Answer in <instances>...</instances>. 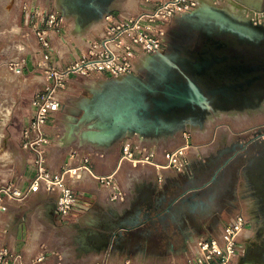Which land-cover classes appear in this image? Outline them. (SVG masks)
<instances>
[{
    "label": "crops",
    "instance_id": "crops-1",
    "mask_svg": "<svg viewBox=\"0 0 264 264\" xmlns=\"http://www.w3.org/2000/svg\"><path fill=\"white\" fill-rule=\"evenodd\" d=\"M198 2L196 9H201L203 18L215 21L210 10H216L225 14L223 21L231 24L245 21L244 6L264 10V0ZM28 3L54 7L53 0H0V62L21 57L28 60L20 74L6 66L0 69V185L11 182L25 187L37 173L36 154L23 148L22 142L23 129L35 113V95L44 89L43 76L35 69L36 57L40 56L36 51L42 50L41 45L32 38L27 42L18 38L19 34L24 36V32L31 31L24 9ZM146 5L152 4L128 0L118 2L116 7L112 3L110 9L121 18L148 10ZM56 9L63 13L62 6ZM74 19L75 23L68 28L71 36L59 43L58 60L51 62L60 68L79 57L87 45L86 36H79L81 44L71 39L78 35ZM102 28L95 27L93 33L100 35ZM76 80H68L66 90L60 92V109L50 114L45 125L49 138L48 168L58 172L66 163L75 166L88 157L97 175L114 173L126 191V200L111 201L107 187L86 178L73 183L80 195L79 202L85 204L84 210H76L63 220L56 212L55 192L40 190L22 201H8L7 211L0 212V247L21 253L28 261L44 246L48 252L61 253L59 258L48 253L43 264H187L192 243L201 237L218 236L235 214L243 213L249 224L240 241L244 252L236 264H264V187L259 184L264 172L258 167L264 161V152L254 146L256 141L236 140L230 134L218 144V132L229 126L203 122L193 125L202 134V140H193L202 147L201 152L189 156L182 172L160 171L151 165L134 166L127 161L119 163L128 136L109 140L105 145L83 137L87 124L94 119L84 122L81 118L92 114L89 100L100 87L91 88L88 95L71 105L67 100L73 97ZM162 137L150 135L144 137L148 138L145 141H136V137L129 141L150 144ZM204 145H210V155L205 153ZM235 148L239 158L230 174L231 185L213 196L209 189L213 184L212 172L208 168L233 158ZM74 149L78 154L71 159ZM157 161L164 162L162 154Z\"/></svg>",
    "mask_w": 264,
    "mask_h": 264
},
{
    "label": "built area",
    "instance_id": "built-area-1",
    "mask_svg": "<svg viewBox=\"0 0 264 264\" xmlns=\"http://www.w3.org/2000/svg\"><path fill=\"white\" fill-rule=\"evenodd\" d=\"M216 1V0H214ZM152 10H144L128 15L120 21L109 13L105 17L107 25L99 40L87 39L86 50L82 51L73 63L60 68L51 63L48 51L51 49L46 40L44 26L59 28V13L42 6L24 5L25 14L32 32H38L42 50L36 57L35 69L43 76L44 89L36 93L33 100L34 116L23 129V148L36 154L37 173L30 183L21 187L17 183L0 185V212L8 209V201H22L30 194L45 190L57 194L56 212L63 220L74 211L84 210L85 204L79 202L80 195L73 186L74 182L93 178L110 190L111 201H125L126 191L115 179L114 173L97 175L85 157L78 165L66 163L60 171L53 172L48 168L46 151L49 138L45 131L50 114L58 111L62 99L60 90L73 73L82 75L108 74L119 79L136 72V63L146 55L162 52L166 47V34L174 17L194 11L198 0H155ZM243 15L254 24L264 23V10L244 8ZM36 20V21H35ZM26 57L0 62V69L8 67L14 73H23L27 67ZM125 142L119 163L130 162L132 165H151L157 170L172 169L183 171L189 162V156L199 151L198 146L182 144L173 149L163 151V163L157 161L158 152L155 148L143 143ZM78 151L71 152V159ZM248 218L237 213L215 237H201L190 245L187 264H236L244 249L240 241L248 229ZM48 249L44 246L36 256L24 261L20 253L7 247H0V264H43L47 259ZM56 252V251H52Z\"/></svg>",
    "mask_w": 264,
    "mask_h": 264
},
{
    "label": "flooded vegetation",
    "instance_id": "flooded-vegetation-1",
    "mask_svg": "<svg viewBox=\"0 0 264 264\" xmlns=\"http://www.w3.org/2000/svg\"><path fill=\"white\" fill-rule=\"evenodd\" d=\"M58 2L62 6L61 0ZM95 9L100 13L106 12L99 3ZM245 21L250 22L248 19ZM251 25L253 27H244L221 19L209 21L203 18L174 21L166 34L164 57L145 56V63L136 70L135 77L107 81L96 99V107L114 114L116 120L110 119V122L124 127L123 132L127 130V123L132 121L149 126L150 134L162 130L179 131L191 124L201 125L208 115L219 109L263 110L264 24ZM214 69L222 70L226 80L235 79L232 81L235 85L222 90L214 99L209 88L205 94L208 103L194 102L198 99L185 77L198 74V70L209 74ZM182 88L186 92L184 98ZM258 135H264V129L257 131ZM254 146L261 147L260 151L264 152V140L256 141ZM233 154V158L217 163V167L208 168L212 172L210 179L213 184L209 189L213 196L231 185L230 174L239 158L236 148ZM258 165L264 172V161ZM259 184L264 187V178L259 180Z\"/></svg>",
    "mask_w": 264,
    "mask_h": 264
},
{
    "label": "rangeland",
    "instance_id": "rangeland-1",
    "mask_svg": "<svg viewBox=\"0 0 264 264\" xmlns=\"http://www.w3.org/2000/svg\"><path fill=\"white\" fill-rule=\"evenodd\" d=\"M120 1L121 2L126 1V3H127L128 0H114L113 5L116 7L118 2H120ZM53 2H54V7H46L45 6V8H47L48 10L55 11V12L59 13L58 18H59V20L61 19L59 22V28L57 29V28L50 27V26H44L43 29L46 31L44 34L47 35L46 40L49 42V45L51 48V49L46 50V51H48V53H49L51 62L54 63V61L58 60L57 50H59L61 48V45H59V43L64 42L65 39H67L69 36H71L70 34H68V31H69L68 28L70 27V25L72 23H75V19H74L75 16L68 15L65 12L62 13L61 11H58L56 9V8H59V6H60L58 3V0H53ZM144 2L148 5L152 4L151 7H147V5H146V7L149 8L148 10H152L154 8V6L156 5L155 1L153 2L151 0H148V1L144 0ZM128 3L131 4L132 2L130 1ZM28 5L37 6L36 3L35 4H29L28 3ZM244 8H248V7L244 6ZM109 13L113 14L114 18L119 19L120 21H122L123 19H125L128 16L127 15V16H122L121 18H118L113 13V11L110 9V11L108 13H105L98 20L92 22L88 26L82 27V28L77 27L76 28L77 30L75 32L78 35H76V37L75 36L71 37V39H73V40L75 39L76 42H78L79 44H81L80 40H79L81 38L79 36H84V37L86 36L85 37L86 40L87 39L99 40V38L102 36V33H103V31L107 25L105 17ZM243 17H244V15H243ZM174 21H176L175 17L171 20L170 26L173 24ZM97 26H98V28L101 26L103 27L100 35H95L93 33V29ZM24 34H23L24 36H22V33L19 34L18 38L19 37L23 38L26 42L29 41V40H27L29 38L30 39L32 38V40L34 42H37V43L40 41V36H39L38 32H32L30 30H27V32H24ZM18 38H14L13 40H18ZM71 39H69V41ZM23 45L24 46H22V49L24 51H26L27 46L25 44H23ZM85 50H86V47L83 49V51H85ZM145 59L146 58L144 57L143 59L140 58L138 60V62L136 63V70H139L143 67V65L145 63ZM73 60L74 59H72V61H70L69 63H73L74 62ZM102 75H104V76H102ZM71 78L77 79L75 86H74L75 89L73 91V93H74L73 97H71L70 99L67 100V102L71 103V105L76 104L79 101V97L88 95L89 90L91 88H99L102 85H104L107 81H109L110 79H114L111 76H109L108 74H94V73H89L88 75L73 73L71 75L70 79ZM92 79L96 80V82L92 83L91 82ZM64 90H66V87L64 89L60 90V92L64 91ZM59 95H60V93H59ZM161 113L162 112H160L157 115H160ZM211 121L218 122V123H221L222 125H228L229 126V128H227L226 130H220L218 132L217 137L219 139H217V141H216V142H218V144L221 141H223V139L226 136H228L230 134L232 135V138L236 139V140L241 138L243 140H250L251 139V141H258V140H261L264 138V135H262L258 139L256 138L257 131L264 129V109L261 111H251V112H246V111H224V112L223 111H214L210 115L207 116V118L204 121V124L210 125ZM193 125H195V124H191L187 128L177 131L173 136L162 137L161 139H159V141H152V143H150V144L143 142V144L146 145L147 147L155 148L158 152V155H161L163 153V151L166 149H173V148H175L179 145H182V144L189 143V144L198 146V144L196 142L194 143L193 140L194 141L202 140V134L199 132V129H197ZM134 137H136V139H137L136 141H140V140L145 141L146 139H148V138L141 137L139 133H134L133 135H131V137H126L125 142H128L130 140V138H134ZM131 143H133V142H131ZM133 144H135V143H133ZM198 148H199V151H198V153H199V152H201L202 147H198ZM204 151H205V153H207V154L209 153V155H210V153L212 151V150H210V145H204ZM185 169H186V167H185ZM175 171H178V170H175ZM179 172H182V171H179ZM48 253L55 255L58 258L61 256V253H59L57 250H56V252L50 251ZM48 253H47V256H48ZM22 257H23V255H22ZM23 260L28 261V260L24 259V257H23Z\"/></svg>",
    "mask_w": 264,
    "mask_h": 264
},
{
    "label": "water",
    "instance_id": "water-1",
    "mask_svg": "<svg viewBox=\"0 0 264 264\" xmlns=\"http://www.w3.org/2000/svg\"><path fill=\"white\" fill-rule=\"evenodd\" d=\"M114 0H61V5L63 7V12L69 15H74L76 18V22L78 24V28H82L86 25L91 24L92 22L98 20L102 15L105 13H108L110 11V6L113 3ZM99 3L102 6L105 7L106 12L99 13L96 11L95 6ZM212 12V15L215 19H224L225 14L222 12L216 11V10H210ZM201 9H196L190 13L182 14L177 17H175L176 20L178 19H199L203 18L202 14L200 13ZM221 16V17H219ZM206 20V18H203ZM226 20V19H224ZM237 24H240L242 26H249L253 27L251 25V22L246 21H236ZM153 57H164L163 52H159L156 54L146 55V58H153ZM222 70L214 69L209 74H205V72H201L198 70V74H194L192 76H186V82L187 85L192 89L194 93V97L198 100H193L194 102H201V103H208L209 99L207 100V97L205 94L208 93L209 88H211V94L212 98H216L218 95H220L224 89H230L231 86H234L235 84L232 83V81H235V79L231 78L225 79L222 75ZM135 77V74L128 75L126 78H133ZM102 85L99 89L94 90L93 97L89 100V104L91 105L92 114L87 113V115H84L81 118V121L87 122L89 120L94 119L92 123H88V129L83 133V137L97 143L99 145H105L108 144V141H114L117 139H120L124 136L131 137L134 133H139L141 137H147L150 135L155 136H163V137H170L173 136L178 130L172 129V130H162V131H156L155 134H150L148 131V127L144 126V123H138V122H128L127 124V130H124V127H121V125H116L113 122H110V119L116 120V116L114 114L108 112V110L98 109L96 106V99L98 98V95L101 94L103 90ZM186 86L183 85V87ZM182 98H184L186 95V92L184 93V89L182 88ZM187 100V98H186ZM191 100V101H192ZM178 101V100H177ZM180 101V100H179ZM178 101V102H179ZM166 110V108H165ZM122 116V115H120ZM159 116V115H158ZM121 119L120 117H118ZM133 123V124H131ZM260 136H256L258 139ZM205 186V185H203ZM196 190V189H194ZM186 193H182L181 196L184 197ZM131 228V227H129Z\"/></svg>",
    "mask_w": 264,
    "mask_h": 264
}]
</instances>
